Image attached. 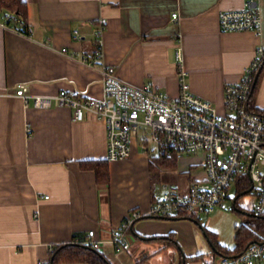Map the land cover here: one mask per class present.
<instances>
[{"label": "crops", "instance_id": "crops-1", "mask_svg": "<svg viewBox=\"0 0 264 264\" xmlns=\"http://www.w3.org/2000/svg\"><path fill=\"white\" fill-rule=\"evenodd\" d=\"M23 1L30 35L4 25L0 16V264H51L57 247L82 244L92 230L110 264L213 259L194 217L131 220L134 212L150 210L164 185L187 192L193 179H205L202 153L173 156L176 165L162 168L157 160L173 158L147 152L137 138L129 159L109 162L103 121L87 113L84 122H74L72 108L56 103L40 110L31 101L27 109L15 92L24 85L37 97L65 90L99 100L107 64L126 84L177 98L180 50L192 92L223 112L227 84L240 83L257 49L264 48V0L261 37L220 30L219 14L244 8L247 0ZM102 18L108 24L104 57L97 61L95 30ZM255 86L251 106L264 113V65ZM89 160L109 163L108 184L82 168ZM127 223L130 249L117 250L108 241Z\"/></svg>", "mask_w": 264, "mask_h": 264}, {"label": "built area", "instance_id": "built-area-1", "mask_svg": "<svg viewBox=\"0 0 264 264\" xmlns=\"http://www.w3.org/2000/svg\"><path fill=\"white\" fill-rule=\"evenodd\" d=\"M172 16L178 18L176 13ZM219 16L220 30L224 33L248 31L262 36L260 0H247L244 8L221 12ZM107 24L108 21L102 18L95 30L98 50L94 59L97 61L104 57L101 43ZM74 36L77 40L82 39L77 31ZM177 59L181 89L177 98H170L158 90L126 84L117 76L116 68L107 64L102 66L104 97L99 100L65 90L56 97H37L24 85L17 87L15 95L27 109L31 101L34 108L40 110L50 109L54 103L72 108L74 122H84L86 114L92 113L106 124L109 162L129 159L132 142L137 138L147 152L161 158L203 154L205 179H193L187 192L164 185L162 195L145 215L132 214L133 222L146 217L198 219L210 215L229 200L231 185L244 183L246 179L256 192L255 215L264 218V114L255 111L250 101L256 77L264 63V48L257 49L255 60L245 68L240 83L227 84L223 112L192 92L180 50ZM84 60L93 65V59ZM131 223L111 234L108 242L115 249H130ZM87 236L82 245L98 250L102 242L96 239V232L92 230ZM202 264H264V235L234 257L219 255L217 259H205Z\"/></svg>", "mask_w": 264, "mask_h": 264}, {"label": "trees", "instance_id": "trees-1", "mask_svg": "<svg viewBox=\"0 0 264 264\" xmlns=\"http://www.w3.org/2000/svg\"><path fill=\"white\" fill-rule=\"evenodd\" d=\"M0 14L2 16L3 21L10 27L14 26L23 34H27V35L31 34V23H29V9L26 1L0 0ZM157 161H158V166L162 168H173L176 165V161L174 158L159 159ZM81 164L84 170L88 169L95 172L97 181L100 184L109 183L111 177L109 172V163L107 161L89 160L87 162H82ZM238 187L241 195L249 193V191L252 188L251 183L248 179H246L244 183H239ZM255 224L256 226H260L261 224H264V218L257 217V219L255 220ZM198 225L201 226L199 222ZM202 231L206 232L207 238L216 248L215 251L213 250L212 252L213 258H216L219 255L225 257H234V255L244 252L252 242L257 241V239H259V237H257L258 236L257 232L254 233L248 230L246 232L244 231L242 236H240V240L238 241L239 245L235 247L234 250H230L227 247L221 245L220 243L219 244L217 243L216 235L213 232L209 231L205 227H202ZM76 262L87 263V264H108L106 258L98 250H94L91 247L77 243L62 245L60 247H57L54 250L53 261L51 264H65V263L76 264Z\"/></svg>", "mask_w": 264, "mask_h": 264}, {"label": "rangeland", "instance_id": "rangeland-1", "mask_svg": "<svg viewBox=\"0 0 264 264\" xmlns=\"http://www.w3.org/2000/svg\"><path fill=\"white\" fill-rule=\"evenodd\" d=\"M231 187L229 200L214 213L201 216L197 221L202 227L216 235L218 244L220 243L228 249L234 250L239 245L238 241L244 231L257 232V237L262 238L264 224L260 226L255 224L257 219V215H255L256 192L252 191L241 195L238 185L233 183ZM198 227L200 228L199 225ZM202 238L205 253L213 255V247L203 233Z\"/></svg>", "mask_w": 264, "mask_h": 264}, {"label": "water", "instance_id": "water-1", "mask_svg": "<svg viewBox=\"0 0 264 264\" xmlns=\"http://www.w3.org/2000/svg\"><path fill=\"white\" fill-rule=\"evenodd\" d=\"M257 79H258V75H257L256 80H255V85H256ZM250 191H252V189H251ZM250 191H249V192H250ZM192 220H193V219H192ZM193 221L196 222V223L198 224V221H197L196 219H194ZM200 228L202 229V226H200ZM204 233H205V236H206V232H204ZM206 238H207V236H206ZM207 239H208V238H207ZM208 241H209V244L212 245L213 250L215 251L216 248L214 247V245L210 242L209 239H208ZM108 264H110V263H108Z\"/></svg>", "mask_w": 264, "mask_h": 264}]
</instances>
